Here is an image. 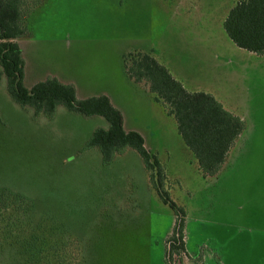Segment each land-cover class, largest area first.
Segmentation results:
<instances>
[{
  "label": "rangeland",
  "instance_id": "rangeland-1",
  "mask_svg": "<svg viewBox=\"0 0 264 264\" xmlns=\"http://www.w3.org/2000/svg\"><path fill=\"white\" fill-rule=\"evenodd\" d=\"M238 0H42L18 38L28 87L47 77L78 98L106 93L138 128L186 211L178 219L133 148L104 163L88 148L99 115L58 105L53 117L18 104L0 78V186L29 197L35 219L78 251L73 264H264V59L238 47L224 21ZM151 52L190 90L218 91L244 130L221 169L205 175L177 121L125 71ZM12 246L0 264H22Z\"/></svg>",
  "mask_w": 264,
  "mask_h": 264
},
{
  "label": "trees",
  "instance_id": "trees-1",
  "mask_svg": "<svg viewBox=\"0 0 264 264\" xmlns=\"http://www.w3.org/2000/svg\"><path fill=\"white\" fill-rule=\"evenodd\" d=\"M42 0H0V78L4 75L11 97L21 106L32 108L34 115L53 117L57 106L91 116H103L109 127L97 128L88 148H98L104 163L127 148L135 149L143 159L161 199L181 217L172 239L183 236L186 211L165 188L166 174L158 156L145 146V138L127 129L124 115L106 94L78 98L74 84L57 77H47L28 87L25 83V59L18 38L28 34L27 19ZM224 29L240 48L264 54V0H238L224 21ZM125 71L136 83H143L154 99L167 107L177 121L186 145L194 153L205 175L217 173L229 151L244 130L243 120L227 110L214 95L189 91L170 70L151 53L129 54ZM29 197L0 186V248L12 246L22 264H73L78 248L51 234L44 218L35 219ZM177 235V236H176Z\"/></svg>",
  "mask_w": 264,
  "mask_h": 264
},
{
  "label": "crops",
  "instance_id": "crops-1",
  "mask_svg": "<svg viewBox=\"0 0 264 264\" xmlns=\"http://www.w3.org/2000/svg\"><path fill=\"white\" fill-rule=\"evenodd\" d=\"M224 26V25H223ZM225 30V29H224ZM226 32V31H225ZM228 35V34H227ZM230 38V37H229ZM248 51V50H247ZM250 52V51H249ZM151 53V52H150ZM250 53H252V54H256V53H254V52H250ZM152 54V53H151ZM153 55V54H152ZM256 55H258V59H260V60H263L264 59V54H262V55H259V54H256ZM157 59V58H156ZM158 60V59H157ZM159 61V60H158ZM160 62V61H159ZM161 63V62H160ZM163 64V63H162ZM163 65H165V64H163ZM166 66V65H165ZM167 67V66H166ZM168 68V67H167ZM169 69V68H168ZM170 70V69H169ZM170 72H171V70H170ZM172 73V72H171ZM173 74V73H172ZM173 76L175 77V78H177L179 81H181L182 83H183V85L185 86V83H184V80H182V79H180V78H178L177 76H175L174 74H173ZM186 87V86H185ZM186 89L187 90H189V91H198V90H190V89H188L187 87H186ZM208 93H211L212 95H214L215 97H216V99L217 100H219L222 104H223V102H222V99H223V97L222 96H219V92L218 91H215V92H213V91H211V90H208L207 91ZM99 94H106V93H99ZM95 95H98V94H95ZM107 95V94H106ZM92 96V95H91ZM109 96V95H108ZM110 97V96H109ZM110 99L112 100V102H113V99L110 97ZM114 104H115V102H113ZM116 105V104H115ZM117 106V105H116ZM223 106L225 107V105L223 104ZM226 108V107H225ZM227 109V108H226ZM228 110V109H227ZM230 111V110H229ZM230 112H232V111H230ZM233 113V112H232ZM235 114V113H234ZM124 124H125V121H124ZM128 129V128H127ZM129 129H134V130H137V131H139L142 135H143V133L141 132V130H139L138 128H129ZM144 137V136H143ZM145 138V137H144ZM145 142H146V140H145Z\"/></svg>",
  "mask_w": 264,
  "mask_h": 264
}]
</instances>
